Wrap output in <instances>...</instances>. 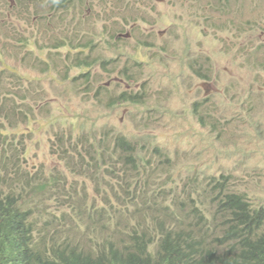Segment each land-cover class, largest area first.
<instances>
[{"label":"rangeland","instance_id":"rangeland-1","mask_svg":"<svg viewBox=\"0 0 264 264\" xmlns=\"http://www.w3.org/2000/svg\"><path fill=\"white\" fill-rule=\"evenodd\" d=\"M27 15L20 17L30 36L36 19L30 6ZM64 18V33L87 45L60 53L95 58L92 66L73 62L69 75H61L34 70L21 57L7 59L19 77L32 78L19 80L34 93L31 113L26 120L15 114L19 123L6 126L31 170L64 169L58 153L70 148L57 134L83 131L109 143L121 132L156 142L181 173L188 165L231 174L237 188L264 203V0H73ZM84 72L88 80H71ZM131 88L144 91L146 101L111 106L106 100Z\"/></svg>","mask_w":264,"mask_h":264},{"label":"trees","instance_id":"trees-1","mask_svg":"<svg viewBox=\"0 0 264 264\" xmlns=\"http://www.w3.org/2000/svg\"><path fill=\"white\" fill-rule=\"evenodd\" d=\"M24 1L29 0H0V264H264V213L247 210L235 192L225 195L223 177H209L202 187L192 179L180 189V174H174L170 157L148 138L113 132L110 149L100 139L89 148L75 145L62 150L61 171L26 167L21 142L15 137L9 140L6 126L19 123L15 114L26 120L34 93L28 85L21 86L19 80L24 78L4 62L5 40L16 39L23 46L29 41L7 16L14 15V2ZM31 1L44 3L48 13L36 20L37 36L44 19L56 21L73 2ZM76 40L87 45L81 36ZM66 41L53 36L48 44L59 49ZM22 57L27 60L28 54ZM91 59L67 56L61 72L73 62L92 66ZM84 74L71 79L76 82ZM122 91L107 95L108 103L146 101L142 90ZM56 138L66 146L64 136ZM94 153L103 160L96 172L85 173L86 166L94 167L97 161ZM75 175L86 177L89 185L82 180L73 183L70 177ZM101 175L107 180H100Z\"/></svg>","mask_w":264,"mask_h":264},{"label":"clouds","instance_id":"clouds-1","mask_svg":"<svg viewBox=\"0 0 264 264\" xmlns=\"http://www.w3.org/2000/svg\"><path fill=\"white\" fill-rule=\"evenodd\" d=\"M16 3H18V4H16L17 6H14L13 5L14 6V9L12 11V13L14 15H16V16H14V15L11 16V15H9L7 13L9 23L11 24V26L13 28H14V26H13V24H14L19 29V35L22 36L24 38V40H29V41L26 42V43H24V46H23L22 44L18 45L16 43V39L14 40V42H9V43H7L6 40H5L4 43H5L6 47H7V49L5 51L6 58H5V61L4 62L7 65L13 67L15 69V71H16V68L13 65H10L9 63H7V59H9V58H20V57L23 58V59H25L22 56L26 52L28 54V58H27V60L26 59L25 60L31 63L30 66L32 67V69L38 70V69H42V68L46 67V70H48V71L56 72V73H59L61 75H65L67 73L69 75V67H68V69H67V71L65 73L61 72V70H63V62H64V59H66V56L65 55H62L60 53V49L61 48H64L65 49V47L66 46H69V45L72 46V47H74V48H76L75 46L77 45V43H76L77 40H76V37L73 36L71 33L70 34L64 33L63 28L60 26V24H62L63 22L66 21V19L64 18L65 12L61 13V15L59 14V17L56 19V21H48V22H46L47 19H44L45 22H43V24L39 26L40 33H39V36H37L34 33L37 30L36 29V26H37V24H36L37 21L36 20L38 19V17L40 15H44L46 17L48 16L46 6L44 5V3L37 4V3H34L31 0L24 1L22 4H20L19 2H16ZM29 6H30V11H31V16H32L31 19H33V18H36V19L32 23H30V31H29V33H31V35L30 36H27L25 31H26L27 28H29V26L25 28V26H23L21 24V22L24 23V21H25V19L24 18H21V17L22 16L23 17H28L27 11H29ZM70 21H72V19H70ZM24 25H26V24H24ZM44 26H47L48 29L47 30L43 29ZM52 28L54 29V31L51 34H45L44 36L41 34L42 32H44V30L47 31V32H49V30L52 29ZM53 36L63 37L67 41L65 43H60L59 45L62 44V46L59 47V45H58L57 47H59V49H53L51 47H54V46L48 44L49 38H53ZM116 36H118V34H116ZM35 37H38L39 40L35 39ZM71 41H72V43L69 44ZM34 42H36V44ZM91 44H92V42H91ZM49 46H51V47H49ZM26 49H29L31 51H27ZM57 54L59 56H55ZM93 59H95V58H93ZM57 61H60L61 62V66L60 67H57V70H54L53 67L54 66H57ZM106 61H107L106 59L101 60L102 64H105ZM69 65H70V63H69ZM84 73L86 74L88 72H84ZM85 74H84V76H85ZM77 75L78 74H76L74 76H77ZM74 76H71L70 78H72ZM22 77L24 79H28L30 81L32 80V78H30L28 76H22ZM17 80H18V77H17ZM23 84L27 85L26 83H22L21 82V86H23ZM122 90H124V89L114 90L111 94H120V93L124 92ZM126 90L127 91L128 90H132V91L136 92V90H134L133 88L126 89ZM5 92H7V90H5ZM129 92H131V91H129ZM131 93H133V92H131ZM108 96H110V94ZM145 100H146V97H145ZM30 102H31V100H30ZM144 102H142V103H144ZM123 104H140V103L123 102L122 105ZM196 105L197 104L195 103L194 104V114L197 117V119L202 120L203 117L199 113V111L196 109ZM111 106H115V105H111ZM61 135L64 136L68 140L67 143H66V146H68L69 148H72L75 145H77V146H79L81 148H84V147L85 148H89L90 146H93V144L96 143L97 141H99L100 139L103 140V145L105 144V146H107L109 149L111 148V147H109L107 145V144H110L111 142H109V143L104 142L105 139H106L105 136H99V137H96L95 136L93 138H89V137H87L86 132H83V131L80 134L74 135V136H71V135H66L65 136L64 134H61ZM153 143L157 144L154 141H153ZM69 150L70 149H68V148H65L64 149L65 152H67ZM21 151H22V154H21L22 159L26 163V167H28L27 161H26V156H25L26 151L22 150V148H21ZM92 151H94V150H92ZM51 152H52V150H51ZM98 152H101V150H98ZM94 154L96 156V160L97 161H96L94 167H87L85 165L86 166L85 173H88V172L94 173V172H96L98 170V167L100 166L102 160H103V158L100 159L99 154H97V153H94ZM168 156L170 157L171 165L175 166V171H177L178 174H180V177L177 180L178 183H179L180 189H181V187L184 184H187L192 179H195L196 182L200 183V186L202 187V186H204L206 184V182H207V180H208L209 177H213L215 179H220L221 177H223V178H226L227 179L226 185H225V188H224V191H223V193L225 195H227L230 192H235L236 193L235 195L239 196V198L241 200V203L246 207L247 210H249L250 212L255 211V210H258V211L264 213V203H261V202L259 203V202H256V201L252 200L246 194V192L244 190L237 188L236 183L233 180V177H232L231 174L209 173V172H205L201 168L192 170V168L190 166H188V165H186L184 167L185 172L181 173L180 168L178 166H176V165L173 164L171 156L170 155H168ZM90 161L93 163V162H95V159L93 160L91 158ZM84 163H85V161L83 160V158H81V164H82V166L84 165ZM102 165H106V164H102ZM40 169L41 168H36L34 170L36 171V170H40ZM35 171H33V172H35ZM178 174H176V175H178ZM194 176H196V178H194ZM106 178H108V177H104V176L101 175L100 180H104ZM208 198H209V196H207L206 198L204 197L203 198V201L204 200H208ZM204 204H205V206L207 208L209 207V205L207 204V202H205ZM208 210L211 211L212 209H209L208 208ZM206 213H207V215L209 214L207 211H206Z\"/></svg>","mask_w":264,"mask_h":264}]
</instances>
